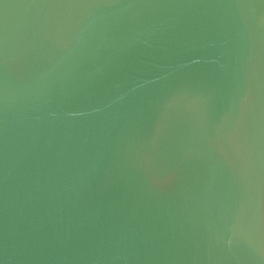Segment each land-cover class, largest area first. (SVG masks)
Instances as JSON below:
<instances>
[{"label":"water","instance_id":"95a60500","mask_svg":"<svg viewBox=\"0 0 264 264\" xmlns=\"http://www.w3.org/2000/svg\"><path fill=\"white\" fill-rule=\"evenodd\" d=\"M0 264H264V0H0Z\"/></svg>","mask_w":264,"mask_h":264}]
</instances>
